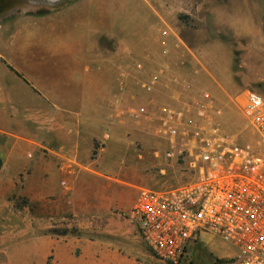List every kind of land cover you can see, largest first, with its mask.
I'll list each match as a JSON object with an SVG mask.
<instances>
[{"label": "rangeland", "instance_id": "rangeland-1", "mask_svg": "<svg viewBox=\"0 0 264 264\" xmlns=\"http://www.w3.org/2000/svg\"><path fill=\"white\" fill-rule=\"evenodd\" d=\"M117 1L123 8L118 14L120 36L116 41H103L104 49L116 57L105 65H90L93 86L100 82L102 87L109 85L112 94L119 78L144 98L143 83L159 79L156 88H164L174 71L191 85L190 96L185 99L180 94L182 100L194 105L203 94H209L221 113L217 117L224 130H242L239 101L243 94L253 90L264 97V0ZM45 42L49 44L45 50H52L51 40ZM183 55L184 62L179 63L177 59ZM132 80L138 85L132 87ZM180 90L175 85L164 100L175 102ZM106 104L102 103L105 109ZM34 107L29 99V109ZM50 108L45 99V115ZM151 127L125 117L110 118V124L99 132L109 133L110 139L95 141L85 187L68 191L72 204L91 201L94 207L84 210L77 206L66 220H49L44 225L45 232L51 233L45 235L72 246L71 264L83 260L82 241L98 250L93 258L99 264H173L156 257L130 220L140 188L159 190L175 185L184 173L155 156L164 145L152 136ZM95 178L102 183L99 188ZM105 230L113 233L105 234ZM205 239L207 243L194 247L191 261L178 264H222L221 260L235 254L234 248L217 238ZM54 258L49 253L43 264H55Z\"/></svg>", "mask_w": 264, "mask_h": 264}, {"label": "crops", "instance_id": "crops-1", "mask_svg": "<svg viewBox=\"0 0 264 264\" xmlns=\"http://www.w3.org/2000/svg\"><path fill=\"white\" fill-rule=\"evenodd\" d=\"M2 1L0 264H43L49 253L55 264H71L72 246L45 235L44 225L66 220L77 206L94 207L72 204L68 191L85 187L95 141L113 118L102 107L111 87L93 86L90 65L116 57L103 41L118 40L123 8L117 0ZM83 242L79 264H99L98 250Z\"/></svg>", "mask_w": 264, "mask_h": 264}, {"label": "built area", "instance_id": "built-area-1", "mask_svg": "<svg viewBox=\"0 0 264 264\" xmlns=\"http://www.w3.org/2000/svg\"><path fill=\"white\" fill-rule=\"evenodd\" d=\"M179 77L172 71L164 88L151 78L142 84L144 98L117 78L107 101L112 117L152 126V136L164 145L155 156L184 172L175 185L140 188L130 220L163 262L191 261L194 247L211 237L235 250L223 264H264V97L253 90L243 94V129L230 133L209 94L194 105L185 101L191 85ZM175 85L181 90L169 104L164 98Z\"/></svg>", "mask_w": 264, "mask_h": 264}, {"label": "trees", "instance_id": "trees-1", "mask_svg": "<svg viewBox=\"0 0 264 264\" xmlns=\"http://www.w3.org/2000/svg\"><path fill=\"white\" fill-rule=\"evenodd\" d=\"M0 166H1V161H0ZM59 234H60V233H59ZM61 234L66 235V234H69V233H68V232H63V233H61ZM192 263H193V262H192ZM220 263L223 264V263H224V260H221Z\"/></svg>", "mask_w": 264, "mask_h": 264}]
</instances>
